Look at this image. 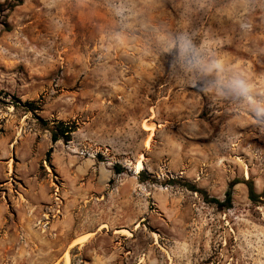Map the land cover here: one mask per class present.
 <instances>
[{
	"label": "rangeland",
	"instance_id": "rangeland-1",
	"mask_svg": "<svg viewBox=\"0 0 264 264\" xmlns=\"http://www.w3.org/2000/svg\"><path fill=\"white\" fill-rule=\"evenodd\" d=\"M257 107L264 0H0V264H264Z\"/></svg>",
	"mask_w": 264,
	"mask_h": 264
},
{
	"label": "trees",
	"instance_id": "trees-1",
	"mask_svg": "<svg viewBox=\"0 0 264 264\" xmlns=\"http://www.w3.org/2000/svg\"><path fill=\"white\" fill-rule=\"evenodd\" d=\"M19 4H22L24 0H16ZM75 132L73 129H70L69 127H65L64 124L60 123L57 125L56 128H53L51 130V139L52 143L55 144L56 142L60 140L69 141L71 134ZM117 173H121V168L117 166L115 168ZM238 182H234L230 185V190L226 194V199L224 201H221L219 199H212V202L218 206L219 208H232L233 205V196H232V188L235 186ZM247 186L249 188V198L251 201L255 202L257 200V195L254 192V187L252 183H247ZM188 190L192 192H200L198 188H196L193 185H187Z\"/></svg>",
	"mask_w": 264,
	"mask_h": 264
},
{
	"label": "clouds",
	"instance_id": "clouds-1",
	"mask_svg": "<svg viewBox=\"0 0 264 264\" xmlns=\"http://www.w3.org/2000/svg\"><path fill=\"white\" fill-rule=\"evenodd\" d=\"M176 47L178 52L188 56V58L190 59L191 63L194 66H199L201 68L206 67V65L202 63L203 58L199 50L196 49L195 46L191 44V42L188 40L187 37L184 36L177 37ZM212 67H214L216 70H221L220 65L218 63L212 65ZM229 86L233 90L238 91L239 93L245 95L248 94L250 91L247 81L243 78L233 80ZM256 111L258 114L264 113V108L257 107Z\"/></svg>",
	"mask_w": 264,
	"mask_h": 264
},
{
	"label": "bare ground",
	"instance_id": "bare-ground-1",
	"mask_svg": "<svg viewBox=\"0 0 264 264\" xmlns=\"http://www.w3.org/2000/svg\"><path fill=\"white\" fill-rule=\"evenodd\" d=\"M155 129V128H154ZM143 165H142V163L141 162H139L138 164H137V166H136V169H137V172L139 173L141 170H143ZM105 228V227H104Z\"/></svg>",
	"mask_w": 264,
	"mask_h": 264
}]
</instances>
